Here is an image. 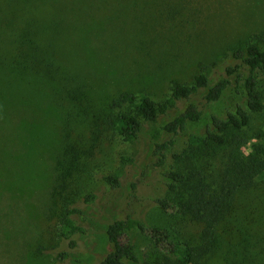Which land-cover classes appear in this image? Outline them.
<instances>
[{
  "label": "rangeland",
  "instance_id": "374dc122",
  "mask_svg": "<svg viewBox=\"0 0 264 264\" xmlns=\"http://www.w3.org/2000/svg\"><path fill=\"white\" fill-rule=\"evenodd\" d=\"M8 22L10 28L0 29V62L7 63L14 38L29 24L58 71L49 81L0 68V264H99L112 251L107 225L128 215L196 243L200 225L163 213L153 199L164 195L161 174L187 133H202L211 114L222 116L235 102L242 104V94L205 106L201 119L175 137L163 168L154 166L152 143L168 138L161 128L177 111L145 123L133 143L113 132L91 134L92 126L121 93L159 102L172 81L191 85L199 73L211 84L219 80L231 52L264 29V0H0V23ZM259 45L264 49V38ZM258 89L264 100V72ZM68 91L79 96L68 99ZM184 106L179 103V110ZM238 135L245 145L255 138L251 147L264 149V110L251 113ZM63 136L79 150L78 196L95 197L77 203L84 232L74 237L73 247L59 238L51 210L58 211L51 192ZM220 153L205 158L203 167L216 170ZM122 156L132 162L122 164ZM108 174L119 179V188L102 181ZM241 203L239 220L264 233V178ZM128 235L141 264L149 240L136 230ZM207 264L221 263L210 258Z\"/></svg>",
  "mask_w": 264,
  "mask_h": 264
},
{
  "label": "trees",
  "instance_id": "16d2710c",
  "mask_svg": "<svg viewBox=\"0 0 264 264\" xmlns=\"http://www.w3.org/2000/svg\"><path fill=\"white\" fill-rule=\"evenodd\" d=\"M5 27L10 28L11 24L0 23V29ZM37 35L29 24L21 28L13 40L10 59L5 64L0 62V68L15 76L21 72L55 81L58 67L36 39ZM263 38L264 29L252 35L244 46L234 49L232 62L224 67L216 82L211 84L204 73L194 76L191 85L172 81L169 95L159 102L121 93L92 126L91 134L113 132L121 141L133 143L145 123H156L160 117L177 111L161 128L168 138L152 143L154 166L163 168L166 153L175 147V137L201 119L205 106L226 96L242 94L243 98L242 104L235 102L222 116L211 114L209 125L202 133L188 132L178 151L171 154L173 163L161 174L165 193L156 196L153 203L169 216H186L200 225L196 243L173 239L165 227L146 225L128 215L107 225L106 238L112 251L99 264L139 262L129 239L131 230L149 240V250L141 264H207L210 258L218 259L221 264H264V233L244 225L236 214L242 206L241 198L255 188L258 179L264 178V149L254 147L251 155L245 156L241 150L245 140L238 135L249 126L251 113L264 110L258 89V74L264 72V49L259 45ZM78 96L79 93L70 91L65 95L73 100ZM183 102L185 106L179 110L178 104ZM232 133H236L234 138H230ZM60 149L51 192L52 205L58 211L51 210L53 215L57 213L59 238L73 247L74 237L84 232L76 220L83 215L77 203L87 205L95 197L92 193L78 196L79 150L66 136L62 137ZM219 151L216 170H206L203 160ZM120 161L129 165L132 159L122 156ZM102 181L110 189L120 187L114 175L102 176Z\"/></svg>",
  "mask_w": 264,
  "mask_h": 264
},
{
  "label": "clouds",
  "instance_id": "9594fccd",
  "mask_svg": "<svg viewBox=\"0 0 264 264\" xmlns=\"http://www.w3.org/2000/svg\"><path fill=\"white\" fill-rule=\"evenodd\" d=\"M255 143H257V141L255 140V138H252L251 140L248 141V143L245 146H243V148L241 150L245 156L251 155V153H252V147L251 146H252V144H255Z\"/></svg>",
  "mask_w": 264,
  "mask_h": 264
}]
</instances>
